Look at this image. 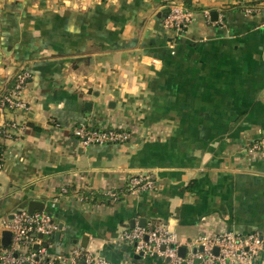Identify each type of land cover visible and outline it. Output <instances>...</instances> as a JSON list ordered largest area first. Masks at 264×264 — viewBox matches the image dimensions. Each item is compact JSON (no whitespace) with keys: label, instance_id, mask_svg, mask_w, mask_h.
Segmentation results:
<instances>
[{"label":"crops","instance_id":"obj_1","mask_svg":"<svg viewBox=\"0 0 264 264\" xmlns=\"http://www.w3.org/2000/svg\"><path fill=\"white\" fill-rule=\"evenodd\" d=\"M247 1L190 0L180 33L164 23L185 0H0V98L30 73L27 107L0 111V240L32 199L62 225L51 258L170 264L123 240L143 219L187 240L264 235V0ZM81 123L132 138L85 145Z\"/></svg>","mask_w":264,"mask_h":264},{"label":"built area","instance_id":"obj_2","mask_svg":"<svg viewBox=\"0 0 264 264\" xmlns=\"http://www.w3.org/2000/svg\"><path fill=\"white\" fill-rule=\"evenodd\" d=\"M255 10L248 7L246 12L252 13ZM192 19L193 13L184 4H173L164 25L182 33ZM29 78L30 73L25 69L17 73L12 90L0 98V111L7 107H27L21 100V95L28 85ZM11 126L15 127L14 124ZM73 135L85 145L122 144L132 138L131 133L126 130L102 129L85 123L76 125ZM154 185V181L147 177H135L130 180V189L137 193L151 189ZM66 192L67 189L63 188L57 196ZM1 224L5 230L12 232V239L9 246H4L0 240V264H107L105 259L79 245L72 246L68 252L60 254L57 258H51L45 239L51 240L59 226L52 220L47 209L34 212L21 209L12 218H5ZM122 238L125 243L134 247L137 254L170 258V264H233L234 260L241 264L245 261L264 264V235L260 233L242 236L225 231L215 235H199L187 240L171 231L165 223L149 222L126 228ZM182 246L187 249L184 257L179 255V248ZM215 247L219 248L218 254L214 251Z\"/></svg>","mask_w":264,"mask_h":264},{"label":"water","instance_id":"obj_3","mask_svg":"<svg viewBox=\"0 0 264 264\" xmlns=\"http://www.w3.org/2000/svg\"><path fill=\"white\" fill-rule=\"evenodd\" d=\"M213 15V20H218V14L216 11H212L211 13ZM168 16V15H166ZM46 209V203L44 201H39V200H36V199H32L31 201H29L28 203V211L30 212H34L36 210H39V211H43ZM146 219H143L141 225H145L146 223ZM60 229L62 228V225H60L59 227ZM60 230L57 231L56 233V237L59 238L60 236ZM41 236V235H40ZM11 239H12V232L10 230H4L2 232V239H1V242L4 246H9L10 243H11ZM201 250L203 249V247L200 248ZM186 247L185 246H182L179 248V255L184 257L186 255ZM214 251L216 254L219 253V248L218 247H215L214 248ZM138 256H141V255H138ZM167 262L170 261V258H166ZM183 264H186L185 262Z\"/></svg>","mask_w":264,"mask_h":264},{"label":"trees","instance_id":"obj_4","mask_svg":"<svg viewBox=\"0 0 264 264\" xmlns=\"http://www.w3.org/2000/svg\"><path fill=\"white\" fill-rule=\"evenodd\" d=\"M254 3H255L254 0L247 1V4H249V5H252V4H254ZM189 4H190V0H185V7H186V8H188ZM128 188H130V182H129ZM113 194H114V195L106 194L107 197L104 196V195H102V194H95V195H93V198H94V199H97V200H103V201H106V202H107L108 199L110 200V199L116 197V194H115V193H113ZM88 196H89V198L91 197L90 195H87V197H88Z\"/></svg>","mask_w":264,"mask_h":264},{"label":"rangeland","instance_id":"obj_5","mask_svg":"<svg viewBox=\"0 0 264 264\" xmlns=\"http://www.w3.org/2000/svg\"><path fill=\"white\" fill-rule=\"evenodd\" d=\"M46 239H48V238H46Z\"/></svg>","mask_w":264,"mask_h":264}]
</instances>
